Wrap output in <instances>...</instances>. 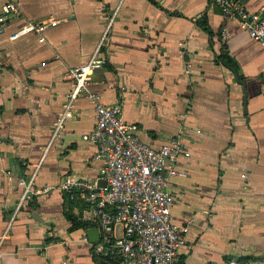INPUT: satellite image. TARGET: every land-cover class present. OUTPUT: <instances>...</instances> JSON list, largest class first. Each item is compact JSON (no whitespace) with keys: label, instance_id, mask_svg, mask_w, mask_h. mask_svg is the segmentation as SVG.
Wrapping results in <instances>:
<instances>
[{"label":"crops","instance_id":"crops-1","mask_svg":"<svg viewBox=\"0 0 264 264\" xmlns=\"http://www.w3.org/2000/svg\"><path fill=\"white\" fill-rule=\"evenodd\" d=\"M13 1L18 11L0 32V264H99L86 204L60 188L67 173L97 171L95 145L82 138L95 121L92 102L77 97L48 142L72 85L66 69L85 62L106 30L92 90L120 104L144 141L180 134L190 151L179 157L186 174L168 186L173 220H190L181 262L264 264V45L239 17L209 0ZM243 3L256 10L264 0ZM40 20L54 22L43 41L35 32L10 38ZM225 63L246 82V104ZM34 169V195L19 205L18 179ZM69 212L88 226L69 229Z\"/></svg>","mask_w":264,"mask_h":264},{"label":"built area","instance_id":"built-area-1","mask_svg":"<svg viewBox=\"0 0 264 264\" xmlns=\"http://www.w3.org/2000/svg\"><path fill=\"white\" fill-rule=\"evenodd\" d=\"M209 1L218 5L224 15L239 17L248 35L264 45V4L250 10L243 0ZM17 11L18 4L13 0L1 5L0 32L7 15ZM53 23L25 21L10 33V38L35 32L39 34V41H43L44 29ZM105 33L85 62L66 69L72 85L53 121L48 142L50 145L60 135L65 120L73 116L76 98L86 97L92 102L95 121L82 138L95 145L93 158L98 162L97 171L92 176L67 173L61 179L60 188L70 199H80L86 204L82 218L99 230L96 254L109 253L116 259L115 264H183L178 253L186 242L190 220L185 223L173 220L171 206L175 196L168 186L173 177L186 174L178 166L179 157L189 155L190 151L180 134L168 136L158 146L144 141L138 134V124L124 119L120 104L104 103L100 94L92 90L91 71L105 62L100 53ZM35 171L27 179H18L22 185L19 205L34 195ZM99 180H104V184ZM210 264L249 262L231 257Z\"/></svg>","mask_w":264,"mask_h":264},{"label":"water","instance_id":"water-1","mask_svg":"<svg viewBox=\"0 0 264 264\" xmlns=\"http://www.w3.org/2000/svg\"><path fill=\"white\" fill-rule=\"evenodd\" d=\"M225 65L227 67H229L233 74H234V77L236 79V81H238L239 83H241L242 85V90H243V93H244V96H243V100H244V104H246V100H247V91H246V82L243 81L241 78H240V75H238L236 69L234 67H232L231 65L225 63ZM99 183L100 184H104V180H99ZM35 214V213H33ZM86 235H87V239L89 242H96L99 240V230L96 226H90L86 229ZM99 264H115L109 260H106V259H103L101 258L98 262Z\"/></svg>","mask_w":264,"mask_h":264},{"label":"trees","instance_id":"trees-1","mask_svg":"<svg viewBox=\"0 0 264 264\" xmlns=\"http://www.w3.org/2000/svg\"><path fill=\"white\" fill-rule=\"evenodd\" d=\"M66 217L69 218L72 222L71 226L69 227V229H73V228H76V227H80V226H88V223L85 222V221H81V220H78L76 217L72 216V214L69 212V213H66ZM91 226V225H89ZM103 258V259H106V260H109L113 263H117L116 262V259L114 257H111L109 255V253H99V254H95L94 255V259L96 262H99V260Z\"/></svg>","mask_w":264,"mask_h":264}]
</instances>
